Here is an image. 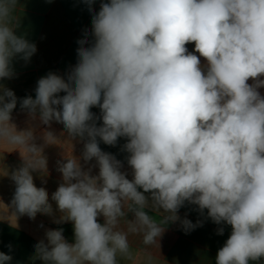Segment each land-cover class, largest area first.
<instances>
[{
    "label": "clouds",
    "instance_id": "1",
    "mask_svg": "<svg viewBox=\"0 0 264 264\" xmlns=\"http://www.w3.org/2000/svg\"><path fill=\"white\" fill-rule=\"evenodd\" d=\"M83 2L92 12L94 0ZM16 4L0 0V79L14 76L13 58L28 61L37 50L15 34ZM191 42L206 68L185 47ZM77 43L78 62L67 80L54 73L40 78L35 99L23 98L21 108L33 117L39 111L44 124L54 119L69 136L86 140L83 159L95 158L99 174L91 176L73 158L60 165L64 182L52 200L63 215L54 222H73L74 243L62 228L48 230L47 243L35 245L37 258L44 264H119L131 234L156 245L169 222L180 221L185 231L202 226L177 215L185 202L197 205L201 215L207 209L215 224L231 226L216 264L264 257V97L257 90L264 87L258 79L264 76V0L101 2ZM61 91L66 95L57 96ZM0 93V140L28 152L11 176L12 205L33 219L51 215L48 193L31 174L46 168L42 149L31 143V130L18 132L10 123L14 92L0 86ZM93 106L101 109L102 126ZM97 137L107 145L128 138L131 181ZM46 139L53 140L51 133ZM149 207L162 210L160 222L145 211ZM127 212L134 219H124ZM11 259L0 252V264Z\"/></svg>",
    "mask_w": 264,
    "mask_h": 264
},
{
    "label": "crops",
    "instance_id": "2",
    "mask_svg": "<svg viewBox=\"0 0 264 264\" xmlns=\"http://www.w3.org/2000/svg\"><path fill=\"white\" fill-rule=\"evenodd\" d=\"M101 2L110 0H94L91 6L93 11L90 12L83 0H17L13 11L12 25L15 26L17 21L19 25L14 29L15 34L22 35L30 43H34L37 50L28 61L19 57L13 58L14 76L11 79H0V86L12 90L17 97V105L11 113L10 123L18 132L31 130L34 137L31 143L42 149L41 155L46 160V168L31 174L35 186L46 189L52 214L37 213L33 219L27 214L16 212L12 205L16 185L11 176L24 165V157L28 156V152L20 145L0 140V252L11 256L12 259L7 264H44L36 256L35 245L42 240L47 243L48 230L62 228L66 241L74 243L73 222H54L63 215L57 203L52 200V194L64 182L63 175L58 170L61 164L73 158L83 171L91 169V176L99 174L95 158L88 162L83 159L86 140L69 136L63 123L54 119L49 124H44L39 111L34 117L30 116L27 109L21 108V101L28 96L35 99L33 96L36 95L38 80L49 73L67 80L68 74L78 62L77 41L83 37L85 29H91L92 15L100 10ZM185 47L197 55L202 68H206V58L195 52V42L188 43ZM258 79H264V76ZM247 83L252 85L254 81L249 78ZM257 90L264 97V87ZM56 95L62 97L66 93L61 91ZM56 107L60 110L62 106ZM90 111L96 117L97 126H102L101 109L93 106ZM48 133L53 137L51 142L46 139ZM97 141L103 152L112 154L121 162L120 171L131 181L132 168L127 163L129 153L124 150L128 138L119 137L115 145H107L99 137ZM144 194L149 198L151 205L150 193ZM145 211L157 222H160L164 215L162 210L155 212L151 207ZM177 215L181 220L187 218L193 224L200 221L202 226L185 231L180 221L169 222L164 226L156 245H145L141 235L131 234L129 252L123 257H118L119 264H216L218 250L231 235V226L226 223L215 224L207 217V209L201 215L197 205L187 202L178 210ZM124 219L132 220L134 214L127 212ZM97 221L103 224L104 217L98 216ZM121 226H124L123 221ZM220 227L224 229L222 235L217 234ZM249 264H264V257L255 261L249 260Z\"/></svg>",
    "mask_w": 264,
    "mask_h": 264
},
{
    "label": "trees",
    "instance_id": "3",
    "mask_svg": "<svg viewBox=\"0 0 264 264\" xmlns=\"http://www.w3.org/2000/svg\"><path fill=\"white\" fill-rule=\"evenodd\" d=\"M36 95H34L33 97H35Z\"/></svg>",
    "mask_w": 264,
    "mask_h": 264
}]
</instances>
